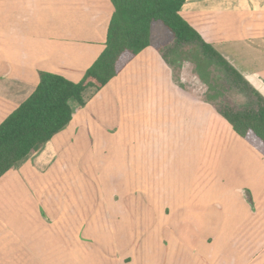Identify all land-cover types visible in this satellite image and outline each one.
<instances>
[{
	"label": "rangeland",
	"instance_id": "1",
	"mask_svg": "<svg viewBox=\"0 0 264 264\" xmlns=\"http://www.w3.org/2000/svg\"><path fill=\"white\" fill-rule=\"evenodd\" d=\"M227 1L237 2V12L241 8L248 9L250 7L249 0ZM3 2H5L3 7L8 12L13 9L22 10L25 8L23 2H19V8L12 7L16 4L14 0H4ZM29 2L30 0H28V5ZM222 6L225 9H220L216 15L211 17V21H206L212 26V30H210L206 25V28L212 32V42H215V45L216 42H220L219 40L223 42V44L216 45L218 48L215 49L226 58L231 67L240 70L239 73L243 75L250 86L252 85L253 88L258 86L257 89L264 90L259 86L262 83L259 79L251 78L252 71L255 72L254 67L248 68L250 63L243 61L244 54L251 53L248 52V49L254 45L250 30H247L246 34L241 31L244 24H252L255 42H260L261 45L260 47L256 45L252 49L256 50V53L264 52V15L256 16L249 21L246 18H240V13H234L229 9V6ZM11 15H7L9 18H6L7 25L10 24V26L15 17V15ZM38 29L34 27L31 29L28 25L25 31L21 32L35 34ZM173 41L172 35L162 24L153 23L150 31V44L155 55L152 56L150 64L141 63L143 69L140 72L138 69L127 68L131 61L125 63L123 69L127 68L126 75L129 76V81L126 86L128 89L126 88L127 90L121 98H117L113 90L108 87L105 88L103 95L97 96L94 102L87 106L88 109L85 112L75 102L71 103L73 114L81 111L83 115L79 116L77 113L75 124L70 127V133L65 135V141L60 144L65 145V148L69 146V148L65 152V156H61L56 162L52 172L49 171L48 175L43 173L42 176H36L32 181L40 182L48 179L47 182H51V189L58 186L60 189L55 193L60 199L66 200V206L63 208L66 214L71 213V210H76L79 217L80 210L77 201L82 200L78 204L85 216L89 215L92 210L100 208L105 213L112 212L113 208L106 209L107 202L113 200L117 203L125 196L130 199L131 204H134L130 208L135 212H140L142 207L138 205L139 200L137 201L136 197L141 192H138L137 188L142 184H137V182L142 181L141 183H143L145 177L157 182L155 191L149 189L152 184L147 182L145 190L149 196L168 197L172 189L174 195L177 194V199H173L171 205H169V200H166L167 205L149 207L154 210V214L160 213L164 216L166 213L170 215L171 220L167 218L158 220L157 217L153 222L137 223L131 220L128 224L131 237L120 239L117 238L118 235L128 227L126 221L121 220L113 223L115 237L93 239L96 242L89 238L88 240L83 239L82 241L88 244L85 249L90 251L83 253L81 260H85L84 262L88 264H106L107 261L117 264L123 260L128 262L130 259L122 257L117 261L115 257L118 259L121 257V253L129 251L133 246L131 243L133 238L136 240L134 233L138 230L137 225L139 228L148 226L155 233L160 231L156 235L160 242H156V245H162L163 248L171 246L176 249L184 247V257L180 256L178 257L180 259L177 260L180 264L185 260L190 263L199 262L197 261L199 259L209 264H264V220H262L264 218L248 214V208L251 206L245 202L237 201V198L241 196L240 187L249 185L255 176L253 163L257 162L259 157L251 152L252 148L236 135L228 122L219 116L220 112L225 109L233 112L253 111L256 109V98L246 84L237 86V82H232L229 72L214 64L211 66L214 76L213 84L221 92L226 89L225 97L220 102H213V105L207 101L199 100V97L193 98L192 95L182 90L184 85L180 79L172 73L170 74V70L159 60V51H165V54L175 65L182 61L191 62L195 57V51L189 52V48L188 51L184 48L174 47L171 49ZM20 46L16 48L25 50L26 45ZM20 64L23 69L19 67L17 70L23 71L24 65L22 66V64L24 63ZM191 64L193 70L196 71L194 64ZM8 72V63L0 62V84L11 83L14 86L13 79L11 82H5V75ZM155 74L158 76L156 77ZM261 79L264 80V78ZM33 84L32 82L29 84L28 88L20 94L18 101L12 102V106L10 103L0 106L1 123L6 119L3 121L1 119L5 116L4 114L10 115L15 109L13 106H17L19 100L27 99L32 94L35 89H32L31 92L29 90ZM84 118H90L91 121L99 123L104 128L105 126L113 127L116 122L120 126L125 123L123 130L126 134L121 138H106L105 136L100 138L99 147H104V149H106L105 145L113 147L110 152L114 156V159L111 160L114 167L107 168L105 165L107 153L105 150L103 152L96 150L97 141L94 144L91 141L89 126L86 125ZM169 119L171 120L169 121ZM190 122L192 129L189 126ZM184 124L183 130L182 125ZM112 131V133L118 132L117 129ZM191 133H193L192 136ZM154 134L168 137L165 141L162 139L155 141ZM127 144L129 145V154H140L139 157H130L128 160L130 167L126 169V172H131L133 169L135 171L130 174L124 172V167L121 166V153L127 150ZM92 148L94 153L91 151ZM143 154L147 156L144 157ZM125 160L127 161V159ZM146 160L152 162V167L146 171H155L159 174L143 175L136 172L137 165L141 168L143 165L145 167ZM60 163H64V165L62 166ZM99 164L104 165L103 168H98L96 174L91 173V168ZM110 169L115 170L116 173L109 172ZM78 172H80V180ZM49 176L59 177L53 178V180ZM170 182L173 186L171 190L168 189ZM63 186L68 188L63 189L65 188ZM3 197L5 199L6 194H3ZM116 210L117 207L114 211ZM69 222L67 220L60 223L59 226L49 227L47 234L48 236L51 234L50 238L45 236L44 239L34 241L37 244L34 249H31V251H35L33 263L30 260L32 255L27 253H19L17 263H10L8 252L1 247L3 251L0 249V259H2L0 264H40L49 258V264H79L77 253H73L74 242L77 240L73 234L75 223ZM99 225L104 228V221H101ZM25 231L24 229L19 232L18 242L24 252L28 244H33V239L26 238ZM60 232L66 234V237L59 239ZM167 235L176 238L177 244L172 246L166 238ZM3 240L8 243V239L3 238ZM128 240L131 245L127 244ZM58 250L62 253H58ZM163 251L165 252V249ZM191 254L194 255L193 258ZM171 255L173 256V253ZM155 259L154 264H166V262L173 264V259L163 252H156Z\"/></svg>",
	"mask_w": 264,
	"mask_h": 264
},
{
	"label": "crops",
	"instance_id": "2",
	"mask_svg": "<svg viewBox=\"0 0 264 264\" xmlns=\"http://www.w3.org/2000/svg\"><path fill=\"white\" fill-rule=\"evenodd\" d=\"M3 1L4 0H0V62L2 63L4 61L8 63L9 72L5 75V82H11L13 79L14 86H12L11 83L0 84V106L9 103L12 106V102L19 99L20 94L28 88L31 82L34 84L29 92L33 91L32 89H35L39 83V72L41 71L58 74L74 82L79 81L85 71L94 64L106 47L108 27L114 12V8L109 0H30L29 5L28 0H14L16 4L12 7L19 8V2H23L25 8L22 10L13 9L9 12L7 9H4L3 4L5 2ZM249 1L250 7L248 9L241 8L238 10L239 12H237V2L231 3L227 0H186L185 4L181 8L180 15L201 35L206 43L210 44L215 49L218 48L216 45L223 44V42L219 40L220 42H216V45L215 42H212V32H210V30H212V26L211 23H206V21H211V17L216 15L220 9H225L222 5L229 6V9L233 10L234 13H240V18H246L249 21L254 19L256 16L264 15V0ZM10 13L13 14L11 15ZM7 15H15L14 19L11 21V26L10 24L7 25L6 18H9ZM28 25H30L31 29H33V27L39 29L35 34H31V32L29 34L22 33L21 31H25V28L28 27ZM206 25H208L210 30L206 28ZM247 30H250V35H252L251 39L253 40V47H256V45L260 47V42H255L256 38L253 37L252 24L246 23L243 25V29L241 31L246 34ZM246 40L248 41L249 39ZM20 45H26V48H28H25V50L24 48H16L21 47ZM174 45L175 42L173 41L171 49L174 48ZM253 47L248 49V52L251 53L244 54L243 61L250 63L248 68L252 66L254 67L255 72L252 71L251 78L254 77L259 79L262 82L259 86L264 89V80L261 79L264 78V52L260 51L256 53V50L252 49ZM154 55L155 54H153L150 44L148 48L140 52L133 58V60H131L127 68L138 69L140 72L141 69H143L141 68V63H144V65L150 64L153 58L152 56ZM158 55L159 60L167 69L170 70L171 74L172 66H169L165 61V51H159ZM20 63H24L22 64V66L24 65L23 71L17 70L21 67ZM257 67L259 68L257 69ZM127 68L123 69V71H121L110 81L109 85L105 87L111 88L117 98H121L125 90L128 89V87H126L128 86L127 81H129V76L126 75ZM237 71L240 72V70ZM155 76L157 77L158 75L155 74ZM105 88L92 97L85 107H80L81 110L85 112L88 109L87 106H89L91 102H94L97 96L104 94L103 92H105ZM254 88L264 97V90L257 89L258 86H254ZM132 90L134 91L135 89ZM25 100L26 98L19 100L17 106H13V109H16ZM77 113L79 116L83 115L81 111L80 113L77 111L76 114H73V119L65 130L55 135L37 152L31 154L17 168L12 169L0 179V249L1 247L6 249V252H8L10 257V263H17L19 253L32 255L30 260L33 263V253L35 251H31V249H34L35 244H37L34 241H36V239H44L45 236L46 238H50L51 234L49 236L47 234V231L49 230L48 228L55 225L59 226L60 223L67 220L75 223L73 234L77 240L74 242L73 253H77L76 257L77 260L79 259V264H88L84 262L85 260H81V255L90 251L85 249L88 244L82 240H88V238L93 240L99 237H115V235H113V229H115L113 225L114 222L125 220L127 226L130 224L131 220L137 223H143L146 221L153 222L155 217H157L158 220L166 218L168 220L172 219L170 215H167L166 213L162 216L160 213L154 214V210L149 209L150 206L167 205L165 202L166 200H169V205H171L172 200L177 199V194L175 196L172 192L173 186L171 182V184L169 183L170 186L168 189L172 190L169 192L168 197L162 198L161 196H158L155 198L149 196V193H146L145 188H147V182H149L152 184L149 189H154V191L157 190L155 185L157 183L156 180L153 182L144 176L145 178L143 183H141L142 181H138L137 184H142L137 188L138 192H141H139L136 197L137 201L139 200L138 205L142 207L140 212H135L130 208L131 205L134 206V204H131L130 199L125 196L121 198L120 202L116 203L113 200H109L107 202L106 209L109 207L113 208L112 212L105 213V211L100 208L92 210L89 215L85 216L82 214L83 210L80 204H78L81 203L82 200L77 201V205L80 210L79 217L77 216L78 213L76 210H71V213L68 212L69 214H66V211L63 209L66 206V200L63 198L60 199L57 196V193H55L60 189L58 186L51 189V182H47L48 179L43 180L44 177L42 178L43 181H32L36 176H42L43 173L48 175L49 171L52 172V169L56 166V162L59 158L61 156H65V152L69 146L65 148V145L60 144L65 141V135L70 133V127L75 124L74 121L76 115L78 116ZM4 115L5 116L1 118L2 121L7 118L9 114L7 113ZM84 119L86 125L89 126V136L91 141H93V144L97 141L96 150L98 152H103V150H105L107 153L105 165L107 168L114 167V165H112L113 161H111L114 159V156L111 155L112 152H110L113 147L108 145H105L106 149H104V147H99V143H101L100 138L103 136L106 138H121V136L126 134L123 130V125L125 126V123H122V126H120V124L116 122L113 127L105 126V129L103 126H100L99 123L91 121L90 118ZM170 120L171 119H169V121ZM185 124L182 125L183 130ZM166 125L168 126V124ZM189 126L192 129L191 122L189 123ZM116 129L118 132L112 133V130ZM192 134L193 133L190 135L192 136ZM73 136L76 137V135ZM153 136L155 141H159L160 139L165 141L168 137L166 135L158 134H154ZM243 141L252 148L251 152H254V154L259 157V160L257 159V162L255 161V163H253V172L255 173V176L252 181L247 186H241L239 192L244 189H248L250 191L253 205H250L251 207L248 208V214H252L253 216L255 215V217L259 216L262 219V217L264 218V157H262L245 140ZM128 148L129 145L127 144V150L124 153H121V166L124 167V172H126V169L130 167V164L128 166V160L130 157L136 158L140 156V154H129ZM92 150L93 148L91 151ZM146 154H143V156L146 157ZM148 157L151 158V156ZM93 159L96 160L95 158ZM125 159H127V161ZM146 163L145 167L143 165L142 168L137 165L138 169L136 172L143 175L159 174L155 171H146L149 167H152V162L150 163L146 160ZM60 164L62 166L64 165V163ZM110 164L111 166H109ZM103 166L104 165L102 164L95 165L91 168L90 172L96 174L98 173V168H103ZM134 168H136V166H134ZM109 172L116 173V171L112 169H110ZM131 172H135L134 169ZM131 172L128 171L126 173L130 174ZM262 175L263 178L261 179ZM78 176V179L80 180V172H78ZM49 177L52 179L54 178L53 176ZM58 177L59 176H56L55 178ZM63 187H65L63 189L68 188L67 186ZM3 194H6L5 199ZM54 195H56V197H54ZM237 201L241 203L245 202L242 195L237 198ZM84 202H86V200H84ZM116 207L119 212L117 210L114 211ZM101 221H104L105 223L104 228L99 225ZM108 223L111 224L109 225ZM137 226L138 230L134 233L136 240L133 238L131 243L133 246H131L129 251L121 253L122 255H120L121 257H118V259L115 257V260L117 261L122 257L130 260L128 262L123 260L117 264H154L156 260V252L166 253L168 257L173 259V264H180L177 260L180 259L178 258L180 256L184 257V247H182L183 249H176L171 246L163 248L162 245H156V242H160L157 240L158 237L156 236L160 233V231L155 233L148 226H143L141 228H139V225ZM24 229L26 230V238L31 240L33 239V244H28L25 248V252L21 250L18 244L20 238L19 232ZM143 229L145 230L141 231ZM128 230L129 225L123 229V232L120 233L117 238L122 239L126 237L129 239L131 236ZM58 236L59 239H63L66 237V234L60 232ZM3 238L8 239V243H6L7 241H4ZM166 238L170 241L172 246L177 244L176 238L174 239L169 235H167ZM159 239L161 240V238ZM93 242H96V240H93ZM181 242L184 243L183 241ZM127 244L131 245L129 240ZM157 247L159 248L157 249ZM162 248L163 250L165 249V252ZM1 251L3 250L1 249ZM58 253H62V251L58 250ZM171 253H173V256ZM91 254L92 251L89 255L91 256ZM192 256L194 255L191 254V257ZM1 260L2 259H0V261ZM197 261L199 262L190 263V261L187 262L185 260L182 264H209L200 261V259ZM49 263L50 258L47 261L44 260L40 262V264ZM106 264L114 263L113 261H107Z\"/></svg>",
	"mask_w": 264,
	"mask_h": 264
},
{
	"label": "trees",
	"instance_id": "3",
	"mask_svg": "<svg viewBox=\"0 0 264 264\" xmlns=\"http://www.w3.org/2000/svg\"><path fill=\"white\" fill-rule=\"evenodd\" d=\"M109 1L114 12L106 47L82 78L74 82L58 74L39 72L35 90L0 124V179L69 126L73 119L71 103L85 107L122 71L127 61L149 47L151 25L156 22L172 35L175 48L195 51L191 63L201 79L207 80L214 64L229 72L237 86L246 84L252 90L257 102L255 110L225 109L219 116L264 157V97L181 17L186 0ZM164 58L174 67L167 54Z\"/></svg>",
	"mask_w": 264,
	"mask_h": 264
},
{
	"label": "flooded vegetation",
	"instance_id": "4",
	"mask_svg": "<svg viewBox=\"0 0 264 264\" xmlns=\"http://www.w3.org/2000/svg\"><path fill=\"white\" fill-rule=\"evenodd\" d=\"M218 68H221L218 66ZM196 69V68H195ZM193 70V66L189 61L179 62L177 65L172 67V75L177 76L180 82L184 85L182 90L186 91L193 98L199 97V100L207 101V103L213 105V102H220L225 97L226 89L219 91L218 88L214 87L213 82V70L210 69V73L207 80L200 78L198 69Z\"/></svg>",
	"mask_w": 264,
	"mask_h": 264
},
{
	"label": "water",
	"instance_id": "5",
	"mask_svg": "<svg viewBox=\"0 0 264 264\" xmlns=\"http://www.w3.org/2000/svg\"><path fill=\"white\" fill-rule=\"evenodd\" d=\"M244 201L249 204V205H253V201H252V197H251V194L248 190L244 189L242 191H240Z\"/></svg>",
	"mask_w": 264,
	"mask_h": 264
}]
</instances>
